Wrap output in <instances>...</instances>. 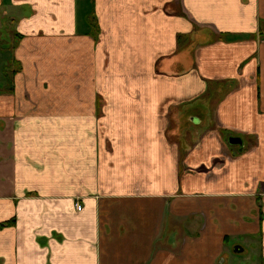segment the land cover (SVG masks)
Segmentation results:
<instances>
[{
  "label": "crops",
  "instance_id": "1",
  "mask_svg": "<svg viewBox=\"0 0 264 264\" xmlns=\"http://www.w3.org/2000/svg\"><path fill=\"white\" fill-rule=\"evenodd\" d=\"M261 22L264 0H0V264H264Z\"/></svg>",
  "mask_w": 264,
  "mask_h": 264
},
{
  "label": "trees",
  "instance_id": "2",
  "mask_svg": "<svg viewBox=\"0 0 264 264\" xmlns=\"http://www.w3.org/2000/svg\"><path fill=\"white\" fill-rule=\"evenodd\" d=\"M86 20H87V23L90 25V27L92 29V35L95 37L96 36V33L99 30H98L97 23L95 21L94 15L93 14L89 15ZM261 23H262L261 24V27L264 26V22H261ZM262 30H264V28L263 29H260L259 33H261ZM16 38L19 39L20 36L18 35V36H16ZM16 42L17 41H15V43L13 44V46L16 44ZM10 64H8V63L6 64V69L4 71V76H5V79H6V82H7L8 86H9V88L12 89V82H13L12 76L16 72H18V70H20V68H19V66L16 63L13 62V66H17V68L16 69H12V67H11ZM12 223H14V220L12 221ZM2 226H5V225H2Z\"/></svg>",
  "mask_w": 264,
  "mask_h": 264
},
{
  "label": "rangeland",
  "instance_id": "3",
  "mask_svg": "<svg viewBox=\"0 0 264 264\" xmlns=\"http://www.w3.org/2000/svg\"><path fill=\"white\" fill-rule=\"evenodd\" d=\"M8 36L11 37V34H8ZM196 117H197V118H200V119H196V120H197V124H199L200 122L202 123L203 115L200 113V114H197ZM199 125H201V124H199ZM236 257H237V260H236L235 263H237V264H243L244 259H242V258L240 257V255H238V256L236 255ZM236 257H235V255L232 257L233 261L235 260Z\"/></svg>",
  "mask_w": 264,
  "mask_h": 264
},
{
  "label": "water",
  "instance_id": "4",
  "mask_svg": "<svg viewBox=\"0 0 264 264\" xmlns=\"http://www.w3.org/2000/svg\"><path fill=\"white\" fill-rule=\"evenodd\" d=\"M228 141H229V144H232V145H238V146L242 145V140L239 137H230Z\"/></svg>",
  "mask_w": 264,
  "mask_h": 264
}]
</instances>
